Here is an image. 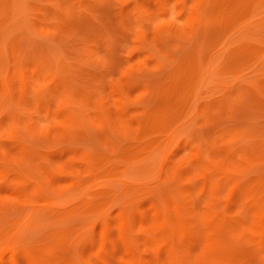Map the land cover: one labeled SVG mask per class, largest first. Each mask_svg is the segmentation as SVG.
<instances>
[{"label":"rangeland","instance_id":"obj_1","mask_svg":"<svg viewBox=\"0 0 264 264\" xmlns=\"http://www.w3.org/2000/svg\"><path fill=\"white\" fill-rule=\"evenodd\" d=\"M0 264H264V0H0Z\"/></svg>","mask_w":264,"mask_h":264}]
</instances>
